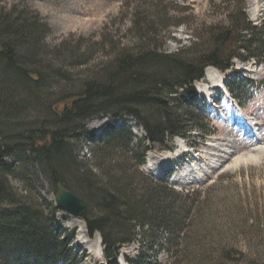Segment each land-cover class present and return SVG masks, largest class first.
I'll use <instances>...</instances> for the list:
<instances>
[{
    "label": "trees",
    "instance_id": "1",
    "mask_svg": "<svg viewBox=\"0 0 264 264\" xmlns=\"http://www.w3.org/2000/svg\"><path fill=\"white\" fill-rule=\"evenodd\" d=\"M225 3L223 22L211 23L190 45L175 52L162 50V45L151 41L166 28L164 15L167 16L161 9L153 10L158 19L135 21L141 39H147L148 45L120 49L101 74L77 83L61 70L43 66L40 56L46 49V25L31 19L25 10L0 8V264L66 261L68 239L75 235L70 232L68 239L59 242L51 224L56 208H52L50 221L43 217L41 206L35 209L19 202L24 196L11 185L9 177L16 173L5 159L20 153L23 177L27 149L56 191L62 183L82 198L87 206L83 219L88 234L92 238L100 235L107 259L116 257L118 247L137 237V228L150 246L157 243L159 232L167 234L164 251L170 258L178 257L175 249L187 240L202 251L205 246L195 232L193 220L199 190H178L171 185L175 174L172 169L164 170L161 176H146L137 168L135 176L146 182L135 184L130 168L108 161L116 155L127 157L130 139L135 136L131 129L127 125L118 129L110 126L96 139L84 128L89 119L99 115L134 117L145 130L148 143L134 149L139 154V164L145 160V150L172 144L174 136L187 139L185 120L199 124L205 131L200 124L206 107L195 112L190 101L197 103L195 83L205 77L208 67L225 73L234 69L235 59L264 62V26L249 20L246 0ZM58 54L63 63L64 57ZM253 81L248 82L253 85ZM239 85L236 80L227 83L241 100L244 93ZM33 111L36 116L29 120ZM78 132L96 139L91 145L92 164L75 153ZM41 221L47 225L41 226ZM57 242L59 248L54 249L56 246L51 245ZM16 252L34 258L22 259V253L15 255ZM181 252L184 258L195 256L189 247ZM220 254L232 258L234 251L221 249Z\"/></svg>",
    "mask_w": 264,
    "mask_h": 264
},
{
    "label": "rangeland",
    "instance_id": "2",
    "mask_svg": "<svg viewBox=\"0 0 264 264\" xmlns=\"http://www.w3.org/2000/svg\"><path fill=\"white\" fill-rule=\"evenodd\" d=\"M246 3L249 20L253 25L264 26V0H246ZM225 5V0H0V8L25 10L31 19L46 25L48 31L43 41L46 49L40 56L43 66L61 70L75 83L101 74L120 49L148 45L147 39H141L135 21L157 18L153 10L161 9L167 16L164 15L166 28L151 41L162 45V50L175 52L190 45L211 23L223 22ZM58 52L64 57L63 63ZM234 80L240 83L244 93L241 100L227 86ZM249 80H254L253 85ZM195 88L197 103L193 99L190 102L198 113L206 107L200 124L205 131L199 124L185 120L187 139L174 136L172 144L145 150V160L140 164L134 149L148 143L145 130L134 117L95 116L87 121L84 131L98 139L110 126L118 129L127 125L135 135L130 139L127 157L116 155L108 161L130 168L135 184L146 182L135 176L137 168L146 176L161 175L164 170L172 169L175 174L171 185L178 190H199L193 220L195 232L205 246L202 251L186 239L175 249L178 257L170 258L164 251L167 234L159 232L157 243L150 246L148 238L137 228V237L118 247L116 257L107 259L100 235L89 236L83 216L74 217L57 207V191L41 174L32 152L26 150L28 163L23 177L21 154L16 152L5 162L15 170L16 175L9 180L16 192L24 196L19 202L35 209L41 206L43 217L50 221L52 208H56L55 221L51 224L59 242L68 239L70 232L75 234L68 239V260L56 264H264V62L235 59L234 69L219 71L208 82L203 78L195 83ZM51 90L48 91L54 94ZM231 106L235 116L229 121L231 117L227 113ZM29 115L28 119L32 120L36 112ZM240 120L244 127L237 123ZM76 134L79 143L75 142V153L92 164L91 145L96 139L90 140L84 132ZM46 225L41 221V226ZM51 246L59 248L58 242ZM186 247L195 254L191 259L181 254ZM221 249L233 250V257L225 258V254H220ZM20 253L22 259L34 258Z\"/></svg>",
    "mask_w": 264,
    "mask_h": 264
},
{
    "label": "water",
    "instance_id": "3",
    "mask_svg": "<svg viewBox=\"0 0 264 264\" xmlns=\"http://www.w3.org/2000/svg\"><path fill=\"white\" fill-rule=\"evenodd\" d=\"M55 203L57 207L62 208L74 217H82L87 209V206L83 202L82 198L72 190L65 187L62 183L58 184Z\"/></svg>",
    "mask_w": 264,
    "mask_h": 264
},
{
    "label": "bare ground",
    "instance_id": "4",
    "mask_svg": "<svg viewBox=\"0 0 264 264\" xmlns=\"http://www.w3.org/2000/svg\"><path fill=\"white\" fill-rule=\"evenodd\" d=\"M218 74H219V71L216 68L210 67V68H208L206 70L204 78L208 82V81L213 79V76L218 75ZM205 91H206V89H205ZM229 108L230 109H228V113L227 114H229V117H231V119H229V121H231L234 118V116H235V112H234V108L232 106L229 107ZM239 119H241V118H239ZM237 123H240V125H239L240 127H244V125H243L244 123H241V120L239 122H237ZM97 241H98V243H100V237H98V236H97Z\"/></svg>",
    "mask_w": 264,
    "mask_h": 264
}]
</instances>
